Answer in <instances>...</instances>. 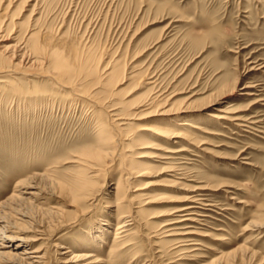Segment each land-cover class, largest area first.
<instances>
[{"label":"rangeland","instance_id":"obj_1","mask_svg":"<svg viewBox=\"0 0 264 264\" xmlns=\"http://www.w3.org/2000/svg\"><path fill=\"white\" fill-rule=\"evenodd\" d=\"M55 51L69 68L54 64ZM227 105L251 123L209 116ZM177 108L188 110L169 114ZM182 117L201 129L172 124ZM151 125L188 139L151 136ZM117 135L109 155L102 143ZM94 148L105 157L74 191L73 160ZM159 148L174 152L153 158ZM24 181L37 194L10 203ZM195 187L194 221L171 226L190 234L164 236L148 217L191 205L168 201ZM123 209L134 222L116 234ZM2 211L19 232L4 227L0 239H28L14 256L0 248V264H26L33 250L39 264H264V0H0Z\"/></svg>","mask_w":264,"mask_h":264},{"label":"bare ground","instance_id":"obj_2","mask_svg":"<svg viewBox=\"0 0 264 264\" xmlns=\"http://www.w3.org/2000/svg\"><path fill=\"white\" fill-rule=\"evenodd\" d=\"M3 13V12H2ZM3 24V23H2ZM13 27V26H12ZM38 32V31H37ZM28 34V33H27ZM26 34V35H27ZM36 34V33H35ZM34 33H30L29 35H28V38L26 39V41L27 42H29V43H31V47H32V49H34V50H40L41 48H40V45H39V43H38V38H36V35H35ZM51 55V54H50ZM52 55H53V61H54V64L58 67V68H69V62H68V59L67 58H65L60 52H54V53H52ZM92 56L95 58V56H94V54H89V56L85 59V60H87V61H90L91 60V58H92ZM74 57H75V59H78V60H84V59H82L81 57H80V55H79V53L78 52H74ZM84 60V61H85ZM57 68V69H58ZM113 72H115V73H118L119 72V69H114L113 70ZM65 74V73H64ZM109 74V72L106 74V75H108ZM148 79H149V83L148 84H150V85H158V82H157V80H158V76L156 75V74H151V75H149V77H148ZM246 88H249V86H244L243 87V89H246ZM247 90V89H246ZM160 91V89H157L153 94H152V97L149 99V100H147V103H144L142 106H145V105H148V104H150L156 97H157V92H159ZM245 94H249L250 95V93L249 92H246L245 91ZM152 99V100H151ZM96 103V102H95ZM112 110V109H111ZM186 110H188V109H182V108H177V109H171L170 110V113L169 114H171V115H173L174 117L175 116H181V114H183V113H181V112H185ZM243 110L242 109H237V108H231L230 107V105H227V106H225V107H223V108H220L219 109V111L218 112H215V113H211L209 116L212 118V119H216V120H229V121H232V122H235L237 125H239V126H245V124L246 123H251V122H249V120H247V118H245L242 114H239L240 112H242ZM111 116V115H110ZM113 116V115H112ZM111 116V117H112ZM122 117L123 116H117L116 115V117H114V119L112 120L113 122H116V121H119V120H121L122 119ZM110 122V121H109ZM174 122V121H173ZM112 124V123H111ZM110 124V125H111ZM173 125H175V126H177V127H185V126H191L192 128H195V129H201V127H199V126H197V125H193V124H191L190 123V120L189 119H187V118H185V117H182V118H179V119H177V121L176 122H174V123H172ZM107 127H108V124H107ZM110 127H114V125L112 124V126H110ZM144 129H145V131H147V134H149V135H151V136H154V137H159L160 139H171V140H175V139H183V140H185V139H188V135H187V133H185L186 132V130H183V132H180V131H175V130H170L169 128L168 129H166V128H160V127H157V126H154V125H151V126H147V127H144ZM178 129V128H177ZM185 129V128H184ZM116 131V130H115ZM185 131V132H184ZM188 132V131H187ZM116 133H117V131H116ZM104 135V134H103ZM102 136V134L99 136V137H101ZM109 136V135H108ZM150 136V137H151ZM114 137V136H113ZM113 137H109L107 140H105V141H103V143H102V140H101V142L100 143H102V145H104L103 146V149H104V147H106L105 149H113V146H114V141H118L119 139H121V137H119L118 135H117V138H113ZM153 138V137H152ZM122 140V139H121ZM123 140H125V138L123 137ZM99 143V144H100ZM98 146V145H97ZM99 147H102V146H99ZM102 149V148H101ZM116 149V148H115ZM110 150V151H111ZM158 150H160V152H158V153H154L153 155H152V157L153 158H157V159H166V157L164 156V154L163 153H161V152H174V151H167L166 149H161V148H159ZM106 151V153H105V155H108L109 153V155H113V151L114 150H112L111 152H107V150H105ZM126 151H127V149H126ZM103 152L104 151H101L100 149H98V150H96L95 148H94V150L93 151H89V152H82L79 156H76L75 157V159L73 160V162H75V164L77 163L78 164V166L80 167V169H79V177L74 181V183H76V182H78V183H76L77 185L75 186V190L74 191H76V190H83L84 188H86V187H88V183L90 182V179H88V178H90V177H94V176H96L95 174H97L96 173V171H97V166H98V168H99V163H96L95 164V160L96 161H100V159L102 158V157H105V156H103L104 154H103ZM108 155V156H109ZM107 156V157H108ZM116 156V155H115ZM145 155H142V154H138V155H135V157H133V158H135V159H138V158H143ZM109 158V157H108ZM107 159V158H106ZM115 159V158H114ZM102 160V159H101ZM72 161V160H71ZM69 162V161H68ZM102 166V165H101ZM100 166V167H101ZM83 170H90V172H91V175H90V177H85L84 176V174H83ZM172 172H174V175H172L173 177H175L176 179H180L179 177H177L178 175H180L179 173H177V172H175V169H172L171 170ZM82 172V173H81ZM36 175V174H35ZM142 175V173H139V174H137L136 176L138 177V176H141ZM182 178V177H181ZM29 181V180H28ZM21 182V181H20ZM23 182V181H22ZM80 183L82 184V186L80 185ZM21 184V183H20ZM22 185V188H24V190H22V189H20V190H18V192H16V193H12L11 195H9V197L7 198V200L11 203L12 201H14V202H22V201H24V200H27V199H32L37 193H36V186L35 185H33L32 184V182H25L24 181V183L23 184H21ZM91 185V184H90ZM89 185V186H90ZM149 186V185H148ZM203 188L202 187H195L194 189H190L189 190V192H192V194H190L189 192V194L190 195H188V196H183V197H180V198H177V199H171V200H169L168 201V203H181V202H188V203H191V205H189V204H186V205H182V206H180V207H178V205H177V207H176V209H174V210H170L171 208H169V210H165V209H160V210H158V211H156L155 213H153L150 217H148L150 220H152V222H156V221H158L159 222V224H158V226H157V230H162L163 229V231H162V233H164L165 235L164 236H166V237H168V236H182V235H188V234H190L189 232H186L185 230H182V232H178V233H175L174 232V230H173V228H171V226H174V225H176V224H183L184 222H186V221H194V220H192V218L190 217L191 215H194V213L195 212H191L192 210H193V206H192V204H194V203H200V201L202 200V199H200L199 198V196L200 195H198L197 194V192L199 191L200 192V190H202ZM114 190L116 191V188H114ZM138 190H142V189H140L139 187H136L133 191L134 192H136V191H138ZM141 193V192H140ZM140 193L139 194H135L134 195V197L135 196H140ZM195 193V194H194ZM91 194H93V193H91ZM91 194H89L88 195V193H87V195L88 196H90V198H91ZM126 196L124 195V196H122V197H120L118 200H119V202H122V200L125 198ZM92 198H93V196H92ZM91 198V199H92ZM127 199H128V197H127ZM126 200V199H125ZM124 200V201H125ZM128 200H130V199H128ZM127 201V200H126ZM131 202V201H130ZM129 202V203H130ZM126 205V204H125ZM128 205V204H127ZM180 205V204H179ZM200 205H202V204H200ZM130 206V205H129ZM2 207V206H1ZM4 207V206H3ZM2 207V208H3ZM129 210H130V208H129ZM128 209L127 210H121L122 212H121V218L122 219H125V220H123V221H121V223H119L118 224V226L117 227H115L116 228V234H121V233H124V231H127V230H125L124 229V227H126V226H128V225H130V224H133V222H134V216H133V214L131 213V211H129ZM193 211H195V210H193ZM20 213V212H19ZM3 214H4V216H5V214H6V212L4 213L3 211L0 213V231H1V229L2 228H8V229H12V228H15V229H17V232H19V229L16 227V224L17 223H10V222H8V221H4V216H3ZM8 214V213H7ZM25 213H23V214H18V215H20L19 217L20 218H18L19 220H22V217H26L25 215H24ZM177 214H179V215H177ZM196 214V213H195ZM177 215V216H176ZM7 216V215H6ZM6 216H5V218H6ZM171 217H175V218H171ZM23 221V220H22ZM25 221V220H24ZM14 222H15V220H14ZM151 222V223H152ZM158 222H156V223H158ZM4 225V226H3ZM153 225V224H152ZM185 225V224H184ZM185 229V228H184ZM21 230V229H20ZM12 233H13V231L12 230H10ZM189 231V230H188ZM115 234V235H116ZM192 234V233H191ZM114 235V236H115ZM15 236V234L14 235H8L7 236V238H9V239H11V238H13ZM118 236V235H117ZM116 237V236H115ZM14 239H16V241H17V243H15V244H13V243H11L10 241H8V240H2V239H0L1 240V242H0V248H2V251L3 252H1L2 254H9V255H12V256H14V255H16V254H14V253H11L10 252V250H12V249H14V248H16V246H20V241H25V242H27V239L28 238H25V237H23V236H20V234H19V236H15L14 237ZM177 242H179V241H177ZM112 244V243H111ZM114 247H113V249L115 250V249H118L119 247H118V243H114V244H112ZM111 245V246H112ZM112 248V247H111ZM120 248H122V246L120 247ZM119 248V249H120ZM6 249H8V250H6ZM25 253L27 252L26 250H23ZM246 251V250H245ZM115 252V251H114ZM118 252V250L116 251V253ZM235 252V251H234ZM32 253H36V254H33V256H24V258H20V260H22V259H27L28 260V262H26V264H34V263H36V264H39L41 261V258H42V255H40L39 254V251L37 252V250H33L32 251ZM67 253V252H66ZM111 253V252H110ZM183 253V252H182ZM181 253V254H182ZM242 253V252H241ZM224 255V254H223ZM222 255V256H223ZM81 256V255H80ZM221 256V255H220ZM228 256V255H227ZM252 256H253V254H252ZM82 257V256H81ZM84 257V256H83ZM89 256L86 254V256L84 257V258H88ZM99 260V259H98ZM97 262V260L96 259H90L88 262H87V264H94V263H96Z\"/></svg>","mask_w":264,"mask_h":264}]
</instances>
